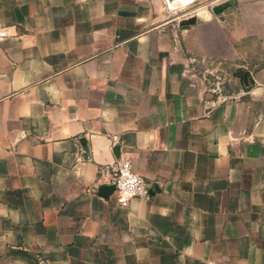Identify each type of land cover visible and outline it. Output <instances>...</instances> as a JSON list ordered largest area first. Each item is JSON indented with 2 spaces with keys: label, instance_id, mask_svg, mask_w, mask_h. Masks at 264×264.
<instances>
[{
  "label": "crops",
  "instance_id": "1",
  "mask_svg": "<svg viewBox=\"0 0 264 264\" xmlns=\"http://www.w3.org/2000/svg\"><path fill=\"white\" fill-rule=\"evenodd\" d=\"M188 5L0 0V264H264V69L208 89L236 24ZM121 157L150 194L126 208Z\"/></svg>",
  "mask_w": 264,
  "mask_h": 264
},
{
  "label": "rangeland",
  "instance_id": "2",
  "mask_svg": "<svg viewBox=\"0 0 264 264\" xmlns=\"http://www.w3.org/2000/svg\"><path fill=\"white\" fill-rule=\"evenodd\" d=\"M226 2L234 4V7L223 15V18H226L228 23L236 24L234 42L236 58L231 64L223 63L219 66L203 63L198 70H195L197 77L205 80L204 83L208 89L222 96L240 87L239 77L244 72L264 69V0H187L189 5L186 7L188 9L186 13H189L188 17L218 19L212 13L211 8ZM251 13L252 22H250ZM171 14L172 17H176L181 13L176 10L171 11ZM246 22L253 27L252 36L245 31ZM216 93L210 92L213 95Z\"/></svg>",
  "mask_w": 264,
  "mask_h": 264
},
{
  "label": "built area",
  "instance_id": "3",
  "mask_svg": "<svg viewBox=\"0 0 264 264\" xmlns=\"http://www.w3.org/2000/svg\"><path fill=\"white\" fill-rule=\"evenodd\" d=\"M100 177L114 186V200L121 208H126L132 199L150 198L143 178L133 171L129 158L121 157L114 165L105 167Z\"/></svg>",
  "mask_w": 264,
  "mask_h": 264
},
{
  "label": "water",
  "instance_id": "4",
  "mask_svg": "<svg viewBox=\"0 0 264 264\" xmlns=\"http://www.w3.org/2000/svg\"><path fill=\"white\" fill-rule=\"evenodd\" d=\"M169 1L172 2V0H169ZM233 7H234L233 3L226 2V3H222V4H219V5L212 7L211 11L220 20H223V15H225L227 13V11ZM195 23H196V17L191 16V17L181 21L180 26L182 29H188L190 26L194 25ZM239 80L242 83V85L246 86L247 88H250L254 84V81L252 80V78H250V74L247 71L244 72L241 77H239ZM84 150L86 151V148H84ZM113 152H114L116 157L119 156L118 155V148H114ZM101 189L104 190L105 193H107V195H109L114 191V186L113 185L103 186Z\"/></svg>",
  "mask_w": 264,
  "mask_h": 264
},
{
  "label": "trees",
  "instance_id": "5",
  "mask_svg": "<svg viewBox=\"0 0 264 264\" xmlns=\"http://www.w3.org/2000/svg\"><path fill=\"white\" fill-rule=\"evenodd\" d=\"M17 255H19L20 257L24 258V259H28V260H32L33 257L30 256L29 254L25 253V252H17Z\"/></svg>",
  "mask_w": 264,
  "mask_h": 264
},
{
  "label": "bare ground",
  "instance_id": "6",
  "mask_svg": "<svg viewBox=\"0 0 264 264\" xmlns=\"http://www.w3.org/2000/svg\"><path fill=\"white\" fill-rule=\"evenodd\" d=\"M200 13H202V12H200Z\"/></svg>",
  "mask_w": 264,
  "mask_h": 264
}]
</instances>
